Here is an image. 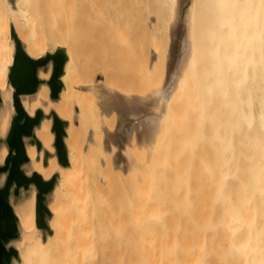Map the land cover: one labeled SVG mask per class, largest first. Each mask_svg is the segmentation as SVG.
<instances>
[{
	"label": "bare ground",
	"instance_id": "bare-ground-1",
	"mask_svg": "<svg viewBox=\"0 0 264 264\" xmlns=\"http://www.w3.org/2000/svg\"><path fill=\"white\" fill-rule=\"evenodd\" d=\"M0 264H264V0H0Z\"/></svg>",
	"mask_w": 264,
	"mask_h": 264
},
{
	"label": "rangeland",
	"instance_id": "rangeland-1",
	"mask_svg": "<svg viewBox=\"0 0 264 264\" xmlns=\"http://www.w3.org/2000/svg\"><path fill=\"white\" fill-rule=\"evenodd\" d=\"M77 22V19H76ZM75 22V26H74V37H75V42L77 43V45L79 46H83V48L87 45H90L92 51L89 54V57L91 59V61H93V63L95 64V76H94V80H97L99 78H103L102 77V73H105V71L107 69H109L111 72L110 76L112 77L113 83L120 86V87H133L131 86V82L132 79L134 77H136L137 74V70L135 67V62H133V60L129 57V56H125L124 53H120L119 51H117V44L114 43V40L117 39V29L113 30L112 34L110 35L109 39L113 40H106L104 43H99V44H95V42L92 40V37H85L83 32L81 31V28H79L78 26V22ZM50 40V39H49ZM95 44V45H94ZM116 44V46H115ZM148 45H150V50L153 48V45L151 44V42H148ZM106 47L107 52L102 51V49ZM150 54H152V52H150ZM150 80L146 78L145 82L143 84L142 87H145L146 89L153 86L150 84ZM107 122H112V118H108ZM143 152L145 151H130L131 155L133 157L136 156L141 162H142V156L144 155ZM148 151H146L145 153L147 154ZM111 156L110 153H103L100 155V159L103 161L105 160V162L107 161V163H103L102 168L103 169H96V170H88L85 173L84 176V181L85 184L88 186L87 188L91 189L92 193L95 196V202L97 205V213L98 215H107L110 212V208H116L118 206L117 203H108L109 205H106V211L109 210L108 212L104 211V205L102 203V200L100 198L96 197V189H95V183L99 182V183H103L102 186H107L109 183H104L105 181H103L104 179H108V175L110 173V167L108 165V158ZM136 158V159H137ZM137 174H140V170H137ZM134 175L133 172L131 171V173L128 176H125V180L124 182H128L130 183L131 181V176ZM103 178V179H102ZM102 179L103 182H101L100 180ZM90 184V186L88 185ZM117 185L115 188V191H120L121 190V185L120 183L117 181ZM89 202H85L84 207L88 208L89 207ZM109 207V208H108ZM98 237V235H97ZM56 250H54L55 252ZM53 252V253H54Z\"/></svg>",
	"mask_w": 264,
	"mask_h": 264
},
{
	"label": "water",
	"instance_id": "water-1",
	"mask_svg": "<svg viewBox=\"0 0 264 264\" xmlns=\"http://www.w3.org/2000/svg\"><path fill=\"white\" fill-rule=\"evenodd\" d=\"M16 65L18 70V76L21 80H24L28 86L32 83V70L29 63H27L22 57H16Z\"/></svg>",
	"mask_w": 264,
	"mask_h": 264
}]
</instances>
